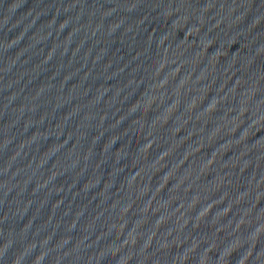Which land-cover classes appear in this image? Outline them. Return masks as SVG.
Returning <instances> with one entry per match:
<instances>
[{
    "label": "water",
    "instance_id": "1",
    "mask_svg": "<svg viewBox=\"0 0 264 264\" xmlns=\"http://www.w3.org/2000/svg\"><path fill=\"white\" fill-rule=\"evenodd\" d=\"M0 264H264V0H0Z\"/></svg>",
    "mask_w": 264,
    "mask_h": 264
}]
</instances>
